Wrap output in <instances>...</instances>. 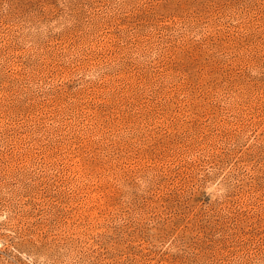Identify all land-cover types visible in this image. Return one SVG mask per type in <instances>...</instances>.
Instances as JSON below:
<instances>
[{"label":"rangeland","instance_id":"1","mask_svg":"<svg viewBox=\"0 0 264 264\" xmlns=\"http://www.w3.org/2000/svg\"><path fill=\"white\" fill-rule=\"evenodd\" d=\"M0 264H264V0H0Z\"/></svg>","mask_w":264,"mask_h":264}]
</instances>
